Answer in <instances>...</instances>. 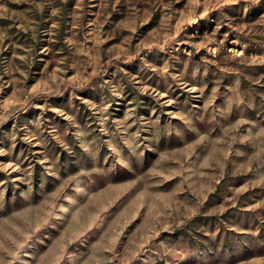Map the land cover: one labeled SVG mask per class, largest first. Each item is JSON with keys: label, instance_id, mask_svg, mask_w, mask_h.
<instances>
[{"label": "rangeland", "instance_id": "obj_1", "mask_svg": "<svg viewBox=\"0 0 264 264\" xmlns=\"http://www.w3.org/2000/svg\"><path fill=\"white\" fill-rule=\"evenodd\" d=\"M0 264H264V0H0Z\"/></svg>", "mask_w": 264, "mask_h": 264}]
</instances>
